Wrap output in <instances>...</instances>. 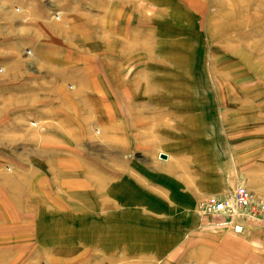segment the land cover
<instances>
[{"label": "rangeland", "instance_id": "obj_1", "mask_svg": "<svg viewBox=\"0 0 264 264\" xmlns=\"http://www.w3.org/2000/svg\"><path fill=\"white\" fill-rule=\"evenodd\" d=\"M75 38L88 54L56 53L55 71L44 69L39 52H69ZM74 82L88 99L72 98ZM203 159L235 174L225 192L244 180L246 164L258 172L250 182L260 174L264 0H0V264H264V222L248 220L235 233L224 217L197 208L206 227L183 244L129 241L126 233L122 254L100 237L110 217L101 212L89 216L86 240L79 215H61L49 231L38 230L35 215L6 226V188L27 178L37 186L56 170L87 176V160L113 184L123 180L126 192L137 184L166 194L182 163L193 175Z\"/></svg>", "mask_w": 264, "mask_h": 264}, {"label": "crops", "instance_id": "obj_2", "mask_svg": "<svg viewBox=\"0 0 264 264\" xmlns=\"http://www.w3.org/2000/svg\"><path fill=\"white\" fill-rule=\"evenodd\" d=\"M92 38V34L85 37L86 40ZM71 45L74 46H70L69 52L66 50L65 52L56 51L54 47H44L39 52L43 56L42 65H47L44 69H48V72L55 71L52 66H49L55 65L53 62L56 61L54 57L56 53L88 54L87 47L83 45L81 40L75 38ZM33 46H37L34 41H32L30 47ZM58 47L61 48V46ZM38 49L40 50L41 48L38 46ZM77 62L74 67L78 71L80 67L79 62ZM95 67L97 66L93 68ZM47 71H45L46 74H50ZM53 75H55L54 72ZM81 87L83 86L76 82L69 87L72 91L70 95L76 101L89 98L88 92L85 89H81ZM53 95L56 97V101L61 102L58 93H53ZM38 96H40V99H45L50 98L52 95L43 93L38 94ZM73 101L71 100L70 102ZM205 147L209 148L208 143ZM215 162V159L198 160L194 163L195 170H193V175H190L188 164L182 163L180 173L176 174L175 170L172 171V175L176 174L179 177L176 178L177 180L171 179L170 183L167 184L169 189L165 191L166 194L154 190L142 191L137 184L136 192H126L123 180L113 184L116 182L114 181L115 177L109 171L103 169L102 166L92 161L80 162L84 163V165L82 164L84 167H87L88 171L85 172L87 176H79L72 169H61L58 171L55 168L57 175L54 173L52 180L47 178L48 181L46 182L40 181L41 184H38L39 186L32 185L33 182L30 185V182L26 181L29 180L27 178L23 182L24 185L19 184L15 188H6L5 194L11 205L10 209L7 201V210H10V212L6 216V226L9 225L11 227L8 229H12V225L22 221L23 214L35 215L37 216V221L40 222H37L38 230L40 231L39 227H42L49 231L50 226L54 228L55 224L59 223L60 219L62 220V216L79 215L80 218H76L74 221L80 228L83 225V234L79 238L84 235L83 238L86 240V236L89 238L92 231V220L89 219V216L95 214V212H101L110 215V217L104 219L107 222L106 224H109V228L102 233V236L99 234L101 238H106L108 242L115 244L112 252L122 254L117 250L125 241L126 233L129 241H136L138 238L145 242L147 240H159L160 246L172 248L178 244H183L186 238L185 235L190 230L198 229L197 227H201L200 230L205 229V223L199 220V216L195 212L198 200L209 194L219 195L224 193L237 179L230 169L227 173L225 172L227 166L224 167L222 161L217 164H214ZM246 165L245 177L243 176L246 187L255 194L264 193V162L257 164L261 167V170L260 174H255L257 179L255 183L250 182L248 176H253L254 173L258 172L253 170L251 164ZM222 169L224 170L222 171ZM94 178L97 179L94 180L95 182L92 181ZM110 183L113 185L110 186ZM40 185H43V187ZM125 193H129V197L126 198ZM100 194L101 199L99 198ZM26 199L29 206L24 209L20 204L25 202ZM125 222L136 223V227L126 229ZM7 240L10 242L8 245L15 244L12 241L13 239L9 238ZM148 253L156 254L161 252L149 251Z\"/></svg>", "mask_w": 264, "mask_h": 264}, {"label": "built area", "instance_id": "obj_3", "mask_svg": "<svg viewBox=\"0 0 264 264\" xmlns=\"http://www.w3.org/2000/svg\"><path fill=\"white\" fill-rule=\"evenodd\" d=\"M196 208L200 214H215L224 217V222L235 233L242 232L245 222H264V193L249 190L243 178L221 195L209 194L198 200Z\"/></svg>", "mask_w": 264, "mask_h": 264}, {"label": "water", "instance_id": "obj_4", "mask_svg": "<svg viewBox=\"0 0 264 264\" xmlns=\"http://www.w3.org/2000/svg\"><path fill=\"white\" fill-rule=\"evenodd\" d=\"M159 155H160L161 157H164V156H165L163 153H160Z\"/></svg>", "mask_w": 264, "mask_h": 264}]
</instances>
